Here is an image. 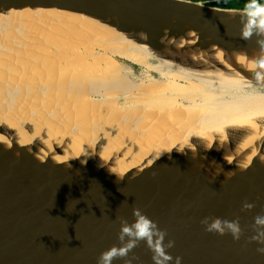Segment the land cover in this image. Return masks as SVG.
<instances>
[{
    "label": "water",
    "instance_id": "95a60500",
    "mask_svg": "<svg viewBox=\"0 0 264 264\" xmlns=\"http://www.w3.org/2000/svg\"><path fill=\"white\" fill-rule=\"evenodd\" d=\"M24 7H56L96 16L126 34L124 48L138 53L142 60L132 61L134 64L155 61L163 69L189 72L197 79L196 72L178 63L230 67L253 81L239 87L223 84L222 88L264 92V79L256 80L254 73L234 58L235 51L250 54L260 50L256 36L251 40L240 38L242 7L206 0H0V12ZM23 26H47L53 40L51 51L56 47L63 52L72 46L80 50L95 46L103 52L98 39L93 43L82 29L48 20ZM12 29L9 26L0 31L1 47H7L2 40ZM145 43L149 47L142 45ZM220 49L226 53L221 58ZM208 53L209 59L193 61L194 55ZM85 56L83 53L77 59ZM114 57L118 60L121 55ZM126 66L121 70L126 72ZM128 66L132 73V64ZM167 79L160 76L136 82L125 77L147 92ZM148 97L145 94L144 101ZM18 153L15 158L10 150L0 148V264H97L104 250L119 244V218L133 221L134 207L167 230L165 244L175 241L167 249L174 257L170 264H176L175 257L182 258L180 264H264V253L257 251L264 244L251 239L257 235L255 216L264 214L262 164H253L220 184L197 172L191 156L171 154L167 162L157 159L130 180L118 182L103 170L90 172L83 166L76 174L48 158L36 160L22 146H18ZM245 201L255 207L243 209ZM206 216L239 218L243 234L236 240L231 233L207 232L201 224ZM133 254L139 257L133 264H154L153 253L144 241L129 253V258ZM113 264H124V260H114Z\"/></svg>",
    "mask_w": 264,
    "mask_h": 264
},
{
    "label": "bare ground",
    "instance_id": "6f19581e",
    "mask_svg": "<svg viewBox=\"0 0 264 264\" xmlns=\"http://www.w3.org/2000/svg\"><path fill=\"white\" fill-rule=\"evenodd\" d=\"M45 20L82 29L93 43L98 39L103 52L95 46L83 50L72 46L63 52L56 47V56H51L50 29L23 26ZM9 26L18 41L11 48L10 43H5L8 48L0 45V148L15 158L22 146L36 160L48 158L76 174L83 166L90 172L103 170L118 182L130 180L157 159L167 162L171 154L194 156L190 159L197 172L220 184L227 179L225 173L235 176L253 164L264 166V92L229 99L221 87H239L253 79L230 67L176 61L199 79L189 72L164 70L169 81L147 92L125 80L130 66L122 71L121 61L114 57L141 60L138 53L124 48L126 34L96 16L56 7H24L0 12V31ZM83 53L86 58L77 59ZM219 53L220 58L226 55L221 49ZM208 55H194L193 61L209 59ZM262 55L261 50L234 52L247 70ZM145 63L162 69L155 61ZM146 72L143 78H155ZM210 86L220 89L211 93ZM145 94L149 97L144 101ZM181 148L184 154L177 151Z\"/></svg>",
    "mask_w": 264,
    "mask_h": 264
},
{
    "label": "clouds",
    "instance_id": "9594fccd",
    "mask_svg": "<svg viewBox=\"0 0 264 264\" xmlns=\"http://www.w3.org/2000/svg\"><path fill=\"white\" fill-rule=\"evenodd\" d=\"M241 22L243 27L240 38L243 40H251L253 36H256V43L259 45L261 52L264 53V3H261L260 0H248L241 14ZM248 69L254 73L256 80L264 79V55L258 60H253L248 65ZM206 150H211V145L206 146ZM177 151L184 154L182 148ZM191 151L194 152L195 149H191ZM192 157L195 158L194 156ZM224 159H227V157L225 156ZM83 163H86V161H83ZM100 166L103 167V165ZM109 171L114 173L111 170ZM218 174L219 172L216 175ZM225 175L227 178H231L228 173H225ZM117 176L119 180L124 179L123 174ZM242 207L243 209L250 210L255 205L245 201ZM132 215L134 220L131 222L127 218H119V244H114L104 250L98 257L97 264H113V261L117 259H123L124 264H133V261L139 259V257L133 254L129 258V253L141 241L146 242L148 249L153 253L152 259L154 264H170L174 257L167 249L173 247L175 241L169 240L167 244L164 243L167 230L161 229L158 222L149 217L139 207L133 208ZM254 220L253 228L257 232V235L251 237V239L264 244V214L256 215ZM201 224L205 226V231L207 232H215L220 235L231 233L236 240H239L243 234L239 218L226 219L219 216H206L201 220ZM257 251L264 253V247L258 248ZM181 259V257H175L176 264H180Z\"/></svg>",
    "mask_w": 264,
    "mask_h": 264
},
{
    "label": "rangeland",
    "instance_id": "374dc122",
    "mask_svg": "<svg viewBox=\"0 0 264 264\" xmlns=\"http://www.w3.org/2000/svg\"><path fill=\"white\" fill-rule=\"evenodd\" d=\"M206 1H210V0H206ZM16 28H18L17 30H20V29H23V30H25V28L24 27H16ZM6 33H7V36L5 37V38H3V43H10V44H12V46H9V48H11V47H13V45L14 44H16V41H18V38H15V35H17V33L12 29V30H7L6 31ZM41 34V33H40ZM42 37V36H41ZM45 36H43V38H44ZM41 41L43 42V40L41 39ZM47 48H48V46H47ZM46 49V48H45ZM41 51H43V48H41ZM48 51H50L49 49H48ZM47 51V52H48ZM7 52V51H6ZM15 54H16V52H15ZM51 56L53 55V57H55L56 56V50H53L51 53ZM18 57V56H17ZM118 58V60L119 61H121L120 63H121V65L122 66H125V65H131L132 64V73H130L129 75H128V77L132 80H135L136 82H140V81H145V80H141V79H143L142 77H144V75L147 73L146 72V70L147 71H151V75L152 76H156V77H160V76H162V77H164V76H168L169 75V73H167L166 71H164V70H167L166 68H162V69H160V68H157V67H154V66H152V65H149V64H147V63H145V65H142V63L141 64H134V63H132V61H130V60H128V59H126V58H121V57H117ZM147 65V66H146ZM16 65H14V68L15 69H18V67L16 66ZM122 69H124V68H122ZM124 70H126V69H124ZM153 70V71H152ZM144 72V73H143ZM162 75H161V74ZM154 74V75H153ZM154 76V77H155ZM155 77V78H156ZM146 78V77H145ZM166 81H169V80H166ZM211 88L209 89V90H207L208 92H211V93H215V92H212V90L211 89H220V88H214V87H212V86H210ZM224 88V87H223ZM222 89V88H221ZM224 90H227L229 93H227L225 96H227V98H234V97H240V96H244V95H247V94H249V93H255L256 92V90H254V88H247V89H245V90H231V89H229V88H224Z\"/></svg>",
    "mask_w": 264,
    "mask_h": 264
},
{
    "label": "trees",
    "instance_id": "16d2710c",
    "mask_svg": "<svg viewBox=\"0 0 264 264\" xmlns=\"http://www.w3.org/2000/svg\"><path fill=\"white\" fill-rule=\"evenodd\" d=\"M248 0H235L234 3L228 2H211L213 4L222 5V6H229V7H242L244 8ZM261 3H264V0H260Z\"/></svg>",
    "mask_w": 264,
    "mask_h": 264
},
{
    "label": "flooded vegetation",
    "instance_id": "af4514ba",
    "mask_svg": "<svg viewBox=\"0 0 264 264\" xmlns=\"http://www.w3.org/2000/svg\"><path fill=\"white\" fill-rule=\"evenodd\" d=\"M235 0H210L209 2H228V3H234Z\"/></svg>",
    "mask_w": 264,
    "mask_h": 264
}]
</instances>
